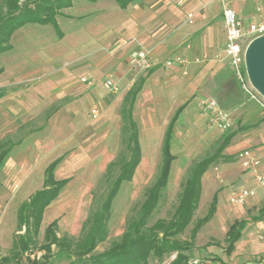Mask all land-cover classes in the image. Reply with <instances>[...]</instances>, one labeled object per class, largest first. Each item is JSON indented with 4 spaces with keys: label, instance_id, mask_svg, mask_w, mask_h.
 Segmentation results:
<instances>
[{
    "label": "rangeland",
    "instance_id": "obj_1",
    "mask_svg": "<svg viewBox=\"0 0 264 264\" xmlns=\"http://www.w3.org/2000/svg\"><path fill=\"white\" fill-rule=\"evenodd\" d=\"M189 1L186 0L181 5H177L176 0H172L170 3L171 8L174 7L173 9L177 10L173 19L174 24L171 26L178 29L177 34L172 37L173 47L160 52L155 58L149 54L150 62L160 63V68L163 67L161 62L167 56L172 53L174 56L180 55L183 47L187 45H189V51L194 48L195 55H199L202 58H204V53H209L207 48L210 45H214L218 51L223 50L225 43L223 17L219 14L214 17V14L218 10L220 11L222 7L221 1ZM74 2L72 8H59L54 15L55 21L58 23L62 33H64L63 38L58 37L51 24L27 23L11 34L9 40L11 49L0 54V66L8 67L10 71L12 69L13 71L17 70L19 72L18 75L28 73L27 75H29L28 77L31 78V81L27 82L26 80L23 83L28 84V86L37 82L38 79L40 80L41 76L54 71L56 77L58 74L60 75V78L56 80L58 82L63 81L65 79L64 74H67V72L64 73L61 68L68 69L66 65H71L73 61L70 59L75 56L74 53L69 54L67 51L78 49L80 54H85L83 50L87 46L84 47L80 43L78 48H75V46H72V42H74L75 38H82L79 34L81 29L85 30L86 28L85 20H93L95 16L93 13V16L82 17V12L79 10L80 6L75 5L78 3L77 0ZM83 2L87 1L83 0ZM225 3L242 18L244 30L248 28L250 16L256 19L264 14V0H225ZM186 9L187 11L195 12L196 17L192 24L189 25L187 23L185 26L182 23L185 22V17L183 16L186 13L184 11ZM119 17L122 18L121 14ZM104 19L107 20V17ZM210 25L214 26L210 37L213 38V44L208 43L207 27ZM74 34L75 36H72ZM84 38H86L85 35L83 36ZM253 38H247L243 42V46L246 48ZM160 39L161 37L157 40L160 41ZM132 43L136 47L139 44L137 40H133ZM150 44L141 46L148 50ZM153 45L155 43L151 46ZM102 47L103 50L100 52L102 53L101 56L103 55V59L105 58L103 62L109 59L110 64L107 63L105 65L103 63V67L98 70V76L105 74L107 69L113 65L112 62L118 58L116 54L117 47L115 44H111V36L103 39ZM89 49H96V45H91ZM130 54L131 51L126 55L121 54L120 60L127 57L130 58L133 55ZM191 55H186L188 62L191 59ZM220 57L222 60L209 58L201 64L202 68L205 66L209 69L210 65H213L214 68L218 66H220L219 68L224 67L223 74L230 80V76H233V74L229 69L228 60L224 53ZM126 62L129 70V59ZM86 67L92 68L93 64H89ZM191 67L192 64L190 62L186 68H181L178 74L179 83L186 81ZM87 69L81 68L79 71H75L73 73L74 77L80 80L82 76L88 75L89 71ZM147 70L137 72L130 68L128 72L123 71L127 72V76L125 75L123 80L124 84L128 81L137 80ZM184 70L185 73H183ZM106 77L115 78L111 74L106 75ZM92 78L93 76L91 75V82ZM232 78L233 82H228V89H240L234 76ZM102 82L103 79L99 82L93 81L92 86L97 89L96 98L90 96L87 102L83 104L84 114L86 113L83 120L69 115V111L73 112L76 110V104H68V102L73 100L72 98L76 93H63V89L56 92L54 96L49 95V99H42L43 104H20V106H24L22 111H18L16 114L14 110L15 113L6 115L9 123L0 129L1 140L9 139L11 145L14 143V147L17 145L19 147L12 148L8 160L0 169V256H11L15 234L23 232V229L21 231L17 230L16 209L18 204L27 199L33 191L42 187V168L47 158H53V156L51 157L53 154H55L54 156L61 154L63 156L62 161L55 170V178L69 177L70 180L60 191L57 198L45 208L36 239V246L25 252L22 258L18 260V264H26L24 256L26 254L31 258H38L45 253V249H42L40 245L45 243L43 230L50 222L55 220L56 237L68 238L69 241L79 240L82 239V235L86 231V225L90 223L89 219H92L102 208V202L105 199L108 188L119 170L118 158L126 157L124 152L128 134V128L120 115L123 91L119 90L117 94L107 93L102 88ZM85 84L82 83L81 85ZM206 84L203 94L209 95L208 97L214 98L219 102L212 77H208ZM100 87L101 89H99ZM57 88H60L59 84H57ZM79 88H82V86ZM238 94V97L232 101L234 102L233 104L219 103L223 108L232 111L233 124L231 128L224 131L216 126L209 125L207 115L202 113L197 105L198 100L204 96L190 86L187 87L189 102L181 112L178 122L175 123L177 129L172 142L175 160L172 163L168 185L164 189L161 200L153 212L152 221L157 218L171 217L178 202L182 183L188 173V169L203 156L213 153L225 133L234 130L236 134L244 135L246 132H251L254 134L255 142H257L255 144H264V124H254L258 119H262V122H264V115L259 112L260 110L253 101H249L241 89ZM101 96L110 101L107 110L100 111L99 117L101 116V120L98 119L99 117L97 119H89L91 118L89 115L91 107L98 104L97 97L101 98ZM184 100V98L179 97L177 106L183 103ZM5 106L13 109L16 104H3L2 107L4 108ZM150 106H153L154 110L155 104H135L134 106L133 113L134 119L138 124L142 157L132 180L121 184L116 197L110 205L106 224L107 234L104 240L97 243L96 247L88 254L75 255L71 253V258H53L50 259L48 264H72L70 261L72 258L75 262H79L83 258L103 253L114 241L119 240L128 223L138 216L140 203L144 199L145 192L158 173L161 161V134L165 127V122L170 117L171 110H173L175 105L157 104L158 115L154 112V115L148 117L146 113L153 112ZM57 111H61L60 116L53 122H48L47 120L51 118V115ZM7 112L9 111L7 110ZM14 118L21 119L23 123L19 124L10 121ZM43 123H46L49 128L42 130L44 127ZM237 136L234 138L236 139ZM47 140L52 146L51 151L54 152L48 157H45L42 153L34 156L35 150L32 151V149L38 145H46ZM30 152L32 153L30 154ZM229 152H226L225 155L222 153L225 158L220 157L203 174L201 178V193L194 216L176 239L180 241V244L189 246L187 253L192 258H198L202 264H210L212 260L222 264H263L264 241L258 240L255 232L257 229L264 227V188L255 185L252 175H249V183L245 182V184L243 182L244 179H241L243 172L239 166L241 161L239 160L238 162L235 159L234 155L236 154L234 151ZM112 160L115 164L114 166L111 165L113 167L107 172V165ZM242 185L255 187V195L246 198L243 205H232L228 200L229 196L232 190L238 189ZM214 194L217 196L215 212L195 234H192L191 228L198 219H201L206 214ZM245 219L247 222L245 223L242 236L236 241L234 249L227 251V231L229 226L235 220ZM72 245L74 246V243ZM53 250L55 251V247L51 245L50 252ZM174 256L175 252L168 253L161 259L150 256L146 264H168Z\"/></svg>",
    "mask_w": 264,
    "mask_h": 264
},
{
    "label": "trees",
    "instance_id": "obj_2",
    "mask_svg": "<svg viewBox=\"0 0 264 264\" xmlns=\"http://www.w3.org/2000/svg\"><path fill=\"white\" fill-rule=\"evenodd\" d=\"M87 1L94 3L98 0ZM113 1L121 9H125L130 3L141 0ZM71 4L72 0H1L0 54L11 49V44L9 43L11 34L27 23L51 24L60 38L62 32L54 19V15L57 9L70 7ZM152 69L153 66L147 71ZM230 77V81L233 82V76ZM144 80V77L139 76L130 85L125 96L127 104L123 109V119L128 128L124 152L126 157L118 158L119 170L108 188L105 199L102 202V208L92 219H89L90 223L86 225V231L83 233L82 239L79 240L69 241L68 238L56 237L55 220L50 222L43 230L45 243L40 245L42 249H45V253L38 258H31L27 254L24 255L26 264H48L50 259L53 258H71V253L75 255L88 254L96 247L97 243L104 240L107 234L106 224L110 205L116 197L121 184L132 180L135 169L140 162L141 149L138 127L132 117V109ZM180 110L181 107L175 112L164 132L161 143L160 167L155 180L145 192L136 219L128 223L119 240L114 241L106 251L83 258L79 262H75L72 258L70 260L72 264H146L150 256L161 259L164 255L172 252H175V256L168 264H189L191 258L190 254L187 253L189 246L180 244V241L176 238L194 216L201 193V178L203 174L220 157L225 158L222 156V152L236 132L233 130L225 133L213 153L203 156L190 166L182 183L179 199L171 217L157 218L152 221L153 212L161 200L164 189L168 185L171 166L175 159L172 141L175 136V123ZM5 157L6 149L4 148L0 150V167ZM60 160L61 158H56L48 164L44 171L43 187L36 190L28 200L19 204L16 212L17 230L21 231L23 229V232L15 234L12 244L13 252H11V256H0V264H18V260L22 258V255L36 246L44 210L57 198L68 182V178L55 179L54 170ZM114 164L115 162L109 164L107 172L108 170L110 171ZM216 203L217 196L214 194L206 214L201 219H198L191 228L192 234H195L211 218L216 210ZM246 222V219L235 220L229 226L227 231V251L234 249L236 241L242 236ZM72 243H74V246ZM51 245L55 247V251L50 252ZM11 257L12 259H10ZM11 261L15 262L11 263Z\"/></svg>",
    "mask_w": 264,
    "mask_h": 264
},
{
    "label": "crops",
    "instance_id": "obj_3",
    "mask_svg": "<svg viewBox=\"0 0 264 264\" xmlns=\"http://www.w3.org/2000/svg\"><path fill=\"white\" fill-rule=\"evenodd\" d=\"M74 1L72 3V6L68 8H72L74 6V3H75ZM171 1L172 0H141V1L130 3L125 9H121L113 0H98L94 3H91L88 1L83 2V0L81 1L77 0L78 3L75 5L80 6L79 10L82 12V17L87 18L89 16H93V13L95 14L94 16L95 19L93 18V20H85L86 28L85 30L81 29L80 34H79L81 35L82 38H75L74 42H72V46H75V48H78L80 43L84 47L87 46L83 50L85 51V54L83 55L80 54L78 49H74V51L73 50L67 51L69 54L74 53L75 56L70 59L73 61L71 65L69 64L66 65L68 69L61 68L64 73L67 72V74L66 73L64 74L65 79L61 82H58L56 80L57 78H60V75L58 74V76L56 77L55 76L56 73L54 71L50 74L41 76L40 80L38 79L37 82H34L30 84V86H28V84H23L24 81L26 80L27 82L31 81V78L28 77L29 75H27L28 73L24 75H20V74L18 75L19 72L17 70L13 71L12 69V71H10L8 67L0 66V69H1L0 71V129H2V127L6 126L9 123V119L6 116L7 114L9 113L13 114L15 113V111L17 114L18 111L19 112L22 111V108L24 106H20V104H43L44 102L42 101V99L44 100H46V98L49 99L50 98L49 95L54 96V94L58 92L60 89H63V93H66V92H69V94L76 93L72 98L73 100L68 102V104H76V107H75L76 110L73 112L69 111V115L73 118L79 117L81 120L85 119L86 113L84 114L85 109H84L83 104L87 102V99H89L90 96L93 98H96L95 93L97 92L96 91L97 89L93 88L92 86L93 81L99 82L102 79L104 81L107 78L106 75L108 74H111L112 76L116 78L114 79L118 82L120 86V91L121 90L123 91V94H122L123 96L121 98L120 115H121L122 121H124L123 109L126 107V104H127L125 96L130 88V85L136 80L133 82L128 81L127 83L124 84V81H123L124 77L127 74V72L130 70V68L128 70V64L126 62L128 61L129 58L127 57L128 59L125 58V59L120 60L121 54L126 55L130 51H131V54L135 53L138 46L136 47L135 44L132 43L133 40H137L139 44L141 45L144 44L146 46L147 44L155 43V45L153 46H151L152 44H150V46L148 45L150 47V48L148 47V52L150 56L151 57L154 56V58L157 57V55L160 52H164L173 47L174 42H172V37L175 34H177L176 32L178 29L171 27L172 24H174L173 19L175 18V15L177 13V10L173 9L174 7L171 8V5H170ZM187 9L184 10L186 11V13H184L183 17H185L187 13H192L194 15H193L192 22L182 23L185 26L187 25V23H189V25L192 24L196 17L195 12L187 11ZM120 14L122 18L119 17ZM218 14L222 17V7L220 8V11L218 10V12L214 14V17H216V15L218 16ZM105 17H107V20L104 19ZM183 28H186V27H183ZM213 29H214V26L210 25L207 27L208 43L214 42L213 38H210L213 33ZM82 35L83 36L85 35L86 38L83 39ZM63 36H64V33H62V36L60 38H63ZM72 36H75V34ZM110 36H111V44L112 45L115 44L117 47L116 54L118 58L116 60L113 59L115 60L114 62H112L113 65H111L107 69V72L105 74L98 76L97 74L99 73L98 70L100 69V67H103V65L104 64L106 65L107 63L110 64V61H108L109 59L106 62H103L105 61V58L103 59V55L101 56L102 53L100 52L103 50V47H102L103 39L105 37H110ZM164 36H165V39H164ZM159 37H161L160 41L157 40L159 39ZM91 45H96V49H89ZM188 47L189 45L183 47L182 52H180V55L183 54L182 56H185L186 58H187L186 56L187 54L191 55V53H193L191 55V59L189 60V63L186 66H181L177 64L176 62H174L170 68H165L162 64L163 62H161V65L163 67L160 68L159 67L160 63L152 62L153 69L151 71H146L144 74L141 75L142 77H144L145 80L133 103L134 104L133 109H132L133 119H134L133 110H134L135 104L136 105L137 104H155L154 110H153V106H150L153 112L146 113L148 117L151 115H154V112H156V114L158 115V109L156 106L157 104L158 105L159 104H171L173 106L175 105L173 110H171L170 117L165 122V127L161 134V137H162L161 143H162L164 132L171 118L174 116L175 112L181 107V110L177 116V121H176L177 123L181 112L183 111L186 104L189 102V97L187 95L188 86H190L192 89L196 90L197 92L201 93L203 96H209L203 93L207 86V84L205 85V83L207 82L208 77H212L213 84L215 85L214 89L216 92V96L219 100L218 103L233 104L234 102L232 101H234V98L238 97L239 95L238 94L240 90L239 88H238L239 90L237 88H234L231 90L228 89L229 88L228 82L231 83V81L224 76L223 74L224 67L219 68L220 66H218L214 68L213 65H210L209 69L211 70H209L205 66L204 68H202L203 66L201 64H203L209 58H212L213 60H215V58H219V60H222L220 57V55L222 54V50L218 51L215 49L214 45H210L207 48L209 53L208 54L207 52L204 53L203 54L204 58H202L199 55H195L194 48L192 51L191 50L189 51ZM67 50H69V48H67ZM172 54L167 56L166 59H172L173 57H175L174 54L173 55ZM190 62L192 64V67L189 70L190 74L187 76V79L185 82L179 83L178 82L179 81L178 74L180 73L179 71L181 70L182 67L186 68L190 64ZM89 64H93V67L92 68L86 67V66H89ZM81 68H88L87 69L89 71L88 74L93 76L91 84L86 83L87 85L86 84L81 85L83 82H81V80H77L76 77H74L73 73L75 71H79ZM229 69L231 70L230 66H229ZM123 71H127V72H123ZM208 83H210V81H208ZM57 84H59L60 88H57ZM81 86L82 88H79ZM99 89H101V87ZM179 97H182L185 100L183 103H180V105L177 106L178 104L177 99ZM97 101H98L97 102L98 104L95 106H92L91 108L97 109L98 113L94 117H91L89 119H97L99 117L100 111H103L104 109L107 110L109 106V102H110L106 98H104V96H101V98L97 97ZM103 102L104 104H102ZM3 104L4 105L5 104H16V106L13 109L5 106L4 107L5 109H4L2 107ZM257 108L259 109L258 106ZM7 110L9 112H7ZM229 111L232 112L230 109ZM259 112L264 115V113L261 110ZM60 113L61 111H57L53 113L51 115V118L48 119L47 121L53 122V120H55L57 117L60 116ZM98 119L101 120V116ZM10 121H14L15 123H19V124L23 123V121H21V119L19 118H14L13 120H10ZM134 121L137 124L135 119ZM259 123L260 125L264 124V122H262V119L261 120L258 119L256 123L254 124H259ZM42 125H44L42 130L49 128L46 123H43ZM137 127H138V124H137ZM176 129L177 128L175 127L174 134H176ZM138 134H139V129H138ZM236 135L238 136L235 139L234 137ZM253 136L254 134H252L251 132H246L244 135L235 133V135L231 138L229 144L223 151L227 150L226 151L227 153L229 151H234L236 154L234 155V157L238 162L240 159L238 158L237 154L240 150L245 149V150H250V151H256L259 153L264 152V144H260V145L255 144L257 142H255L256 140L254 139ZM262 137H263V134H262ZM10 142L11 141L9 139L1 140V137H0V144H1L0 150L4 148L6 149V157L0 169L5 165L6 161L8 160V156L12 148L19 147L18 145L14 147V143L11 145ZM35 143H36V140H35ZM139 143H140V139H139ZM51 147L52 146L49 140H47L46 145L35 146V148H33L32 151L35 150L34 156L42 153V155H44L45 157L46 156L48 157L49 155H51V153L54 152V151H51ZM140 149H141V157H142L141 143H140ZM226 152H222V153H224L225 155ZM31 153L32 152H30V154ZM160 154H161V144H160ZM173 154H174V151H173ZM54 155L55 154L51 155V157L53 156V158L51 159L47 158L46 163L42 168L43 170L42 171V176H43L42 187H43V182H44L45 168L48 166L50 162L54 161L56 158H61L60 162L63 159L62 154L58 156H54ZM60 162L58 163V165L60 164ZM111 162H113V160ZM111 162L108 163L107 168ZM58 165L56 166L55 170L57 169ZM239 166L241 167V170L243 172L241 175V179H244L243 181L244 183L245 182L249 183L248 178H249V175L251 174L244 170V168L242 167V162L241 164L239 163ZM55 170H54V176H55ZM64 178H68V181L70 180L69 177H64ZM60 179H63V178H60ZM35 191H33V193ZM29 197L25 200H28ZM16 212H17V209H16Z\"/></svg>",
    "mask_w": 264,
    "mask_h": 264
},
{
    "label": "built area",
    "instance_id": "obj_4",
    "mask_svg": "<svg viewBox=\"0 0 264 264\" xmlns=\"http://www.w3.org/2000/svg\"><path fill=\"white\" fill-rule=\"evenodd\" d=\"M186 0H176L177 5H181ZM222 3V17L224 22L225 31V44L222 50L224 56L228 60L234 78L239 84L243 94L251 101H253L259 109L264 113V98L260 93L251 85L245 69L244 51L245 46L243 42L249 37H257L264 34V14L259 18L253 19L250 16L248 28L243 29L242 18L238 13L229 7L225 0H220ZM193 14L187 13L185 22H192ZM176 62L181 66H186L189 62L185 56L176 55L172 59H165L163 66L170 68ZM130 68L134 71L147 70L152 66L149 59V52L138 44L135 53L129 58ZM185 73V70L183 71ZM91 75L82 76L81 82L90 84ZM104 89L111 94H117L120 90L118 82L107 77L102 83ZM199 110L206 114L210 126H216L220 130H227L231 128L232 114L229 110L223 108L214 98L204 96L198 100ZM98 113L97 109L91 108L89 115L94 117ZM242 162L244 169L252 175L256 186L264 188V152H256L250 150H240L237 154ZM255 195V187L243 185L238 189L232 190L229 196V202L232 205H243L245 199ZM256 237L260 241H264V227H261L255 232ZM189 264H202L198 258H190ZM210 264H220L217 261H211Z\"/></svg>",
    "mask_w": 264,
    "mask_h": 264
},
{
    "label": "water",
    "instance_id": "obj_5",
    "mask_svg": "<svg viewBox=\"0 0 264 264\" xmlns=\"http://www.w3.org/2000/svg\"><path fill=\"white\" fill-rule=\"evenodd\" d=\"M244 63L251 85L264 98V34L250 40L244 51Z\"/></svg>",
    "mask_w": 264,
    "mask_h": 264
}]
</instances>
